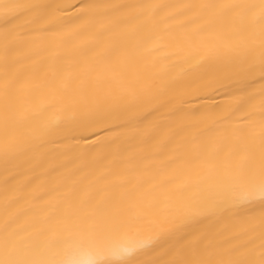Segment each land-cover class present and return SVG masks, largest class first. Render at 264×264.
I'll use <instances>...</instances> for the list:
<instances>
[{
  "label": "snow or ice",
  "instance_id": "snow-or-ice-1",
  "mask_svg": "<svg viewBox=\"0 0 264 264\" xmlns=\"http://www.w3.org/2000/svg\"><path fill=\"white\" fill-rule=\"evenodd\" d=\"M0 168V264H264V0L0 2Z\"/></svg>",
  "mask_w": 264,
  "mask_h": 264
},
{
  "label": "bare ground",
  "instance_id": "bare-ground-1",
  "mask_svg": "<svg viewBox=\"0 0 264 264\" xmlns=\"http://www.w3.org/2000/svg\"><path fill=\"white\" fill-rule=\"evenodd\" d=\"M0 2H6V0H0ZM43 2H52L75 6L78 5L79 0H43ZM75 11V7H69L67 9V14L71 16ZM228 91V89L219 88L216 91H210L203 95H185L182 97V103L180 101L175 102L177 103L180 110L176 115L170 114L167 108H160L158 111L154 108H150L149 119L160 120L163 124L166 125L175 120L177 116L182 114L183 112L199 113L203 111L205 107L220 106L227 99ZM105 135H107V132L103 129H98L95 133L84 132L78 137L79 145L83 147L86 143L93 144V142L96 141L98 137H104ZM73 143H75V141H73ZM49 148L50 151L49 156L47 158V162H44L42 164L39 162H34L32 165H24L19 169H14V171L19 173H29L32 178V181L35 184H39L42 181L47 184H50L55 176L59 175L60 172L64 171L63 168H60L58 171H52V165L64 163L67 164L69 167H72L74 166V163H79L78 161L74 162L71 157H69L68 159H57L58 150L56 149V146L50 145ZM89 151L91 153H95L96 148L94 144ZM2 173L3 169L0 168V182H2L3 180ZM0 199H2V197H0Z\"/></svg>",
  "mask_w": 264,
  "mask_h": 264
}]
</instances>
